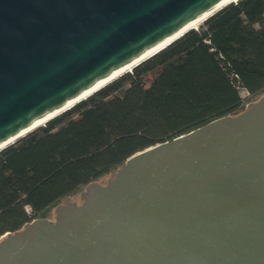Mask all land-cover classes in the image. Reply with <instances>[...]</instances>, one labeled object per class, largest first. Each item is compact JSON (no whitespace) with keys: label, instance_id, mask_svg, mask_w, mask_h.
I'll return each mask as SVG.
<instances>
[{"label":"water","instance_id":"water-1","mask_svg":"<svg viewBox=\"0 0 264 264\" xmlns=\"http://www.w3.org/2000/svg\"><path fill=\"white\" fill-rule=\"evenodd\" d=\"M223 1L0 0V145ZM81 197L5 234L0 264H264V96Z\"/></svg>","mask_w":264,"mask_h":264},{"label":"trees","instance_id":"trees-1","mask_svg":"<svg viewBox=\"0 0 264 264\" xmlns=\"http://www.w3.org/2000/svg\"><path fill=\"white\" fill-rule=\"evenodd\" d=\"M263 96L264 0H232L0 150V239L52 219L58 204L106 182L133 154Z\"/></svg>","mask_w":264,"mask_h":264},{"label":"bare ground","instance_id":"bare-ground-1","mask_svg":"<svg viewBox=\"0 0 264 264\" xmlns=\"http://www.w3.org/2000/svg\"><path fill=\"white\" fill-rule=\"evenodd\" d=\"M232 0H224L220 5H218L217 8H219L220 6H224L227 3L231 2ZM235 1V0H233ZM217 8L199 16L198 18H196L195 20H193L192 22H190L188 25H186L184 28H182L178 33H176L174 36H172L171 38H169L168 40L160 43L159 45H157L156 47L152 48L151 50H149L148 52H146L143 56H141L140 58L136 59L135 61L131 62L130 64L125 65L124 67H122L121 69L115 71L114 73H112L111 75H109L108 77L104 78L103 80H101L100 82H98L97 84H95L94 86H92L90 89L86 90L85 92H83L80 96H78L76 99H74L73 101H71L70 103H68L67 105H65L64 107H62L61 109L47 115L46 117L40 119L39 121H37L36 123H34L30 128H28L26 131H24L23 133H21L18 137L13 138L9 141H7L6 143L0 145V149L4 148L6 145L13 143L14 141H16L19 137H21L22 135L26 134L27 132L35 129L36 127L42 125L43 123H45L46 121H48L49 119L55 117L56 115L62 113L63 111L67 110L68 108H70L71 106H73L76 102L86 98L88 95H90L91 93H93L94 91H96L97 89H99L100 87L104 86L105 84H107L108 82L112 81L114 78H116L117 76L123 74L126 71L131 70L135 65H137L138 63H140L141 61H143L144 59H146L147 57L153 55L154 53H156L157 51H159L160 49H162L163 47H165L166 45H168L169 43H171L174 39H176L177 37H179L180 35H182L184 32H186L187 30H189L192 27H196L204 18H206L207 16L211 15Z\"/></svg>","mask_w":264,"mask_h":264},{"label":"rangeland","instance_id":"rangeland-1","mask_svg":"<svg viewBox=\"0 0 264 264\" xmlns=\"http://www.w3.org/2000/svg\"><path fill=\"white\" fill-rule=\"evenodd\" d=\"M105 178H106V176L104 177L103 180H105ZM73 197H74V199H75L76 201H80V200H81L80 193L75 194ZM50 217H51L52 219L55 217V215H54V210H52V213H51Z\"/></svg>","mask_w":264,"mask_h":264},{"label":"flooded vegetation","instance_id":"flooded-vegetation-1","mask_svg":"<svg viewBox=\"0 0 264 264\" xmlns=\"http://www.w3.org/2000/svg\"><path fill=\"white\" fill-rule=\"evenodd\" d=\"M54 219V218H53Z\"/></svg>","mask_w":264,"mask_h":264}]
</instances>
